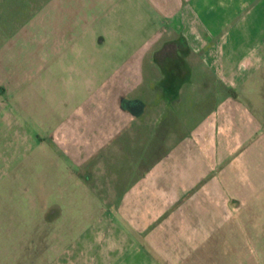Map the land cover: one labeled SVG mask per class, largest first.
I'll list each match as a JSON object with an SVG mask.
<instances>
[{"label":"rangeland","instance_id":"rangeland-1","mask_svg":"<svg viewBox=\"0 0 264 264\" xmlns=\"http://www.w3.org/2000/svg\"><path fill=\"white\" fill-rule=\"evenodd\" d=\"M53 2L0 0V86L5 79H13L11 86L4 83V95L0 93V264H128L123 254L127 251L115 257V248L120 247L127 235H132L134 246L140 241L124 222L115 219L112 205L116 207L119 194L159 155H149V160L142 162L138 169L134 164L138 155L125 154V150L119 153L120 149L118 153L93 155L85 162L77 154L68 158L62 153L57 163L49 154L52 147L48 145L56 123L51 126L46 116L50 113L51 98L65 94V86L74 88L86 82L91 86L100 85L105 79L107 83L124 82L132 71H137L133 84L139 83L132 96L147 103L159 100L158 87L163 74L154 62V46H147L151 44V29L142 24L138 13L131 8L113 10L106 22L108 36L104 46L92 47L93 33L100 28L92 25L83 41L74 43L65 56L53 64L52 60L51 66L43 70L41 85L34 81L21 85L19 78L28 80L49 64L51 42H46V38L50 28L46 25L63 12L60 9L57 13ZM219 11L216 16L222 18ZM42 29L44 42L39 37ZM231 33L241 35L236 29ZM236 43L242 47L233 54L232 60L239 63L248 54L243 47H248V41L245 37ZM164 53L167 52H157L156 60H163ZM189 64L191 73L180 90L182 101L174 107L191 127L198 116L193 97H203L200 90L192 89L204 84L201 73L210 79L216 75L210 72L214 69L206 66L201 55L190 57ZM242 70L247 75L256 71ZM254 72L246 87L261 89L258 95L263 97L264 69ZM247 75L238 76L237 82ZM225 96V92L220 93V100ZM253 96L251 108L259 114L264 107L259 103L261 98ZM200 108L203 110L205 105ZM259 126L243 105L228 100L195 133L208 162L217 167L219 177L217 185L205 187L204 193L218 199L220 212L228 206L235 213L232 219L236 226L235 246L232 244L228 249L234 254V264H264V194L261 198L256 195L264 188V128L260 131ZM37 136L43 140L40 144L36 143ZM68 139L64 131L55 141L62 149ZM139 140L137 149L143 144ZM245 150L250 153L249 168ZM119 154L124 159L112 163ZM243 166L246 168L242 169ZM226 181L229 183L225 184ZM222 201L227 203L226 207ZM171 244L166 243V247ZM164 246L161 245L160 251L163 252ZM98 250L102 261L95 256Z\"/></svg>","mask_w":264,"mask_h":264},{"label":"crops","instance_id":"crops-1","mask_svg":"<svg viewBox=\"0 0 264 264\" xmlns=\"http://www.w3.org/2000/svg\"><path fill=\"white\" fill-rule=\"evenodd\" d=\"M52 5L57 13L61 12L60 9L63 12L47 25L41 23L50 28V35L46 38V42H51L49 64L28 80L19 78L21 85L32 81L41 85L43 70L51 66L52 60L53 64L65 56L66 50L74 43L83 41L92 25L100 27L93 33L92 47L104 46L108 36L105 28L108 17L120 7V10L131 8L136 11L142 24L151 29V44L147 46H154V62L162 69L159 100L153 103L132 96L139 87V83L133 84L137 71L130 72L131 77L125 78L124 82L107 83L105 79L100 85L91 86L86 82L74 88L65 86V94H57L49 103L47 121L51 126L56 123L48 144L52 147L49 154L57 163H60L62 153L68 158L77 154V158L81 156L85 162L93 155L118 153L120 149L119 153L138 155L134 162L135 169H138L142 162L149 160V155H159L156 160L148 162L144 172L119 194L116 207L112 205L115 219L124 222L140 241L134 246L132 235H127L120 247L115 248L114 256H122V251H127L123 254L130 262L128 264H234V254L228 249L232 244L235 246L236 226L232 221L235 213L226 207L225 201L222 202L226 209L220 212L218 199L204 193L205 187L217 185L219 177L217 167L208 162L207 153L196 141L195 133L228 100L243 105L249 117L261 125L259 130L264 128V109L257 114L251 108L254 103L250 98L252 94L260 97L259 103L264 107V96L258 95L261 89L246 87L254 71L247 75L242 70L264 69V0H54ZM219 10L222 18L216 16ZM235 29L241 35H232ZM41 34L40 41L44 42L43 29ZM254 35H258L257 38ZM245 37L248 47H243L248 54L239 63L234 62L233 54L241 46L236 42ZM161 50L167 53H164L163 60L157 61V52ZM137 55L139 57L140 53ZM197 55L205 59L206 66L214 69L210 72L216 76L210 79L201 73L204 84L192 89L200 90L203 96L201 99L193 97V106L201 109V105H205V108L197 109V120L189 127L187 118L181 116L174 106L182 101L180 90L191 73L189 58ZM137 63L139 65V60ZM244 75L247 76L237 82L236 78ZM8 79L4 83L11 86L13 79ZM4 83L0 86L3 95ZM223 92L226 96L220 100L219 94ZM126 101L138 103L136 107H130L125 105ZM149 110H153V114ZM38 118L42 121V116ZM20 119L25 124L24 119ZM64 131L69 139L60 149L55 140ZM37 139L36 143L43 142L38 136ZM139 139L143 144L137 149ZM244 153L245 162L250 161L249 151ZM120 159H124L122 154L112 163ZM251 163H246L247 168ZM263 192L264 188H261L256 195L261 198ZM166 243L175 245L166 247ZM161 245L164 246L163 252L160 251ZM98 251L95 256L102 261L101 251Z\"/></svg>","mask_w":264,"mask_h":264},{"label":"flooded vegetation","instance_id":"flooded-vegetation-1","mask_svg":"<svg viewBox=\"0 0 264 264\" xmlns=\"http://www.w3.org/2000/svg\"><path fill=\"white\" fill-rule=\"evenodd\" d=\"M234 96H236V95L234 94ZM137 103H138V102H134V101H133V102H129V101H128V104H129L128 106H130V107H133V106L136 107V106H137V105H136Z\"/></svg>","mask_w":264,"mask_h":264},{"label":"trees","instance_id":"trees-1","mask_svg":"<svg viewBox=\"0 0 264 264\" xmlns=\"http://www.w3.org/2000/svg\"><path fill=\"white\" fill-rule=\"evenodd\" d=\"M125 105H126V106L128 105V102H127V101L125 102Z\"/></svg>","mask_w":264,"mask_h":264}]
</instances>
